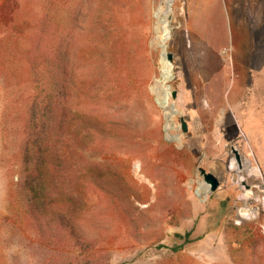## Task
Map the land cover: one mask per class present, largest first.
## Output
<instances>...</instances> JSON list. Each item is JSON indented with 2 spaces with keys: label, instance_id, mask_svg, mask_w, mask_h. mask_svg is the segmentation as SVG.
<instances>
[{
  "label": "rangeland",
  "instance_id": "obj_1",
  "mask_svg": "<svg viewBox=\"0 0 264 264\" xmlns=\"http://www.w3.org/2000/svg\"><path fill=\"white\" fill-rule=\"evenodd\" d=\"M48 95L80 175L35 201ZM0 264H264V0H0Z\"/></svg>",
  "mask_w": 264,
  "mask_h": 264
},
{
  "label": "trees",
  "instance_id": "obj_2",
  "mask_svg": "<svg viewBox=\"0 0 264 264\" xmlns=\"http://www.w3.org/2000/svg\"><path fill=\"white\" fill-rule=\"evenodd\" d=\"M43 25L48 26L44 23ZM42 31H44V26ZM34 47L33 58H42L41 63H47L52 66L54 60L50 50L51 47L48 46L46 48L42 45L39 49L38 41L35 42ZM53 102L51 96L48 95L44 100L35 101L30 107V121L34 127L37 126V130L33 132V136H30L33 147L30 144L27 146L26 162L32 164V169L25 177V180L35 201L39 197L46 198L56 192L61 193L60 190L65 189L64 187L66 186L65 180H78L80 175V170L77 169L78 164L75 166L77 161L76 152L73 154L72 151L68 150L65 136L63 135V137L54 141L49 138L52 130L51 120H53L54 116ZM41 142L45 146L41 145ZM40 180H43V182L40 183ZM189 235L190 232L185 234L187 237ZM182 248V245H176L172 249L173 251H179Z\"/></svg>",
  "mask_w": 264,
  "mask_h": 264
},
{
  "label": "water",
  "instance_id": "obj_3",
  "mask_svg": "<svg viewBox=\"0 0 264 264\" xmlns=\"http://www.w3.org/2000/svg\"><path fill=\"white\" fill-rule=\"evenodd\" d=\"M172 7L170 5L167 17H166V24L169 25L171 22V18H172V13H171ZM170 87V86H169ZM172 93V97L176 98V90H170ZM173 106V105H172ZM179 123L181 124V131L182 132H186L188 130V126H187V122L185 121V119L183 118V116H179ZM236 156L237 158H239L238 152L235 150ZM200 173L203 175L206 183L209 185L210 190L211 191H215L219 185H220V181L219 179L211 172H207L205 170V168L200 167Z\"/></svg>",
  "mask_w": 264,
  "mask_h": 264
},
{
  "label": "bare ground",
  "instance_id": "obj_4",
  "mask_svg": "<svg viewBox=\"0 0 264 264\" xmlns=\"http://www.w3.org/2000/svg\"><path fill=\"white\" fill-rule=\"evenodd\" d=\"M167 11H168V9H167ZM167 14V13H166ZM183 16V15H182ZM173 107V106H172Z\"/></svg>",
  "mask_w": 264,
  "mask_h": 264
}]
</instances>
